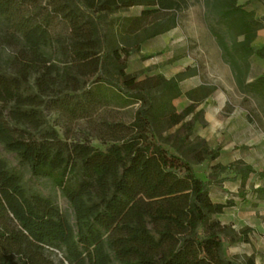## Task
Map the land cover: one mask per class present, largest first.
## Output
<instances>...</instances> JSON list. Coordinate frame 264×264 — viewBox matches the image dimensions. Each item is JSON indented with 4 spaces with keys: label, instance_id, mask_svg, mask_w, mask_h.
<instances>
[{
    "label": "trees",
    "instance_id": "16d2710c",
    "mask_svg": "<svg viewBox=\"0 0 264 264\" xmlns=\"http://www.w3.org/2000/svg\"><path fill=\"white\" fill-rule=\"evenodd\" d=\"M206 4L237 83L264 106V75L244 79L250 57L264 59V46H254L264 18L239 0ZM134 6L143 7L139 15L108 23ZM188 6L189 0H0V32L17 47L12 71H0V143L35 177L50 178L74 214L73 223L0 156V264H255L253 256L238 263L226 255V242L249 243L253 230L223 224L217 216L235 201H214L211 191L229 180L243 195L252 175L264 178V171L241 159L213 163L222 149L195 125L204 122L197 108L215 88L184 92L192 68L170 78L127 72L132 53L175 29ZM184 95L192 103L178 110ZM134 104L131 122L101 117L105 106ZM46 110L68 124L88 121L107 148L62 138ZM205 162L207 179L194 169ZM252 189L264 199V185ZM52 250L62 254L58 263Z\"/></svg>",
    "mask_w": 264,
    "mask_h": 264
},
{
    "label": "rangeland",
    "instance_id": "374dc122",
    "mask_svg": "<svg viewBox=\"0 0 264 264\" xmlns=\"http://www.w3.org/2000/svg\"><path fill=\"white\" fill-rule=\"evenodd\" d=\"M239 2L255 10L258 17L264 18V0ZM142 9L141 6H134L128 10L118 11L109 17L108 23H115L122 17L139 15ZM178 20L174 30L147 40L139 52L132 53L127 72L137 75L138 79L158 73L170 78L180 71H185L186 68L194 69L196 74L181 82L184 92L201 85L215 88L197 108L204 110V122H197L195 125L196 133L213 147L222 149L220 157L213 163L229 164L241 159L252 165L256 171H264L263 103L237 83L234 71L224 58L219 42L213 35L212 28L216 19L208 11L206 0H189V6L179 13ZM106 25L103 24V27L106 28ZM254 46L256 48L264 46V26L258 32ZM16 50V45L5 40L0 32V71H12L9 61ZM248 68L249 71L244 78L246 82L264 75V59L250 57ZM191 103L185 95L175 102L178 110ZM137 106L138 104L128 107L108 105L101 110V117L131 122ZM46 118L55 126L62 138L70 142L88 141L103 150L109 144L95 135L86 120H75L68 124L59 114L48 110ZM0 156L22 173L30 189L50 196L74 223L73 208L50 178L35 177L30 168L22 164L18 156L6 150L1 143ZM209 164L210 162H205L194 165L196 173L203 179H207ZM259 185H264V178L254 174L248 181L243 195H239L238 182L229 180L215 186L211 191L214 201L225 202L227 199L235 201V206L217 216L222 222L231 223L236 231L246 226L255 231L251 234L252 240L249 244L226 242V255L238 263L245 261L247 256H253L256 264H264V199L257 197L252 189ZM52 252V258L58 263L62 259V254L56 250Z\"/></svg>",
    "mask_w": 264,
    "mask_h": 264
},
{
    "label": "crops",
    "instance_id": "0c3cea01",
    "mask_svg": "<svg viewBox=\"0 0 264 264\" xmlns=\"http://www.w3.org/2000/svg\"><path fill=\"white\" fill-rule=\"evenodd\" d=\"M176 28V27H175ZM174 30V29H173ZM170 31H172V30H170ZM170 31H168V32H166V33H169ZM165 34V33H164ZM181 98V97H180ZM186 106H188V104L187 105H185L183 108H185ZM183 108H181L180 110H182ZM223 224H226V223H224L223 222ZM231 224V223H230ZM232 225V224H231ZM233 226V225H232ZM253 232L255 233V231L253 230ZM251 237V236H250ZM250 240H252V238H250ZM251 242V241H250ZM249 242V243H250ZM243 244H249V243H245V242H242ZM255 264H256V260H255Z\"/></svg>",
    "mask_w": 264,
    "mask_h": 264
}]
</instances>
